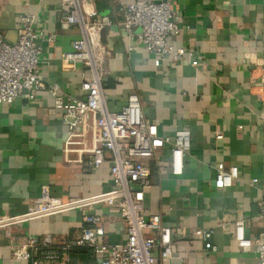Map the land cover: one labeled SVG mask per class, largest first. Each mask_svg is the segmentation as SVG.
I'll return each mask as SVG.
<instances>
[{"label":"crops","instance_id":"0c3cea01","mask_svg":"<svg viewBox=\"0 0 264 264\" xmlns=\"http://www.w3.org/2000/svg\"><path fill=\"white\" fill-rule=\"evenodd\" d=\"M132 1L91 0L110 21L101 34L110 51L104 63L106 108L117 110L134 92L144 119L155 123L160 134L171 139L175 131L189 134L179 175L170 172L166 145L148 162L150 186L143 207L172 230V252L158 264H255L254 252L238 249L228 230L234 220L243 219L246 237H264L258 217L264 187V106L256 96L257 80L249 82L251 61L264 59V0H173L180 31L166 40L193 50L195 67L167 54L154 66L153 56L141 46L127 51L134 40L120 29L117 8ZM63 12L58 0H0V32L6 41L16 39L19 17L27 13L36 14L33 29L43 34L36 40L43 59L42 88L32 101L18 96L0 105V217L23 213L43 189L66 201L101 193L111 184L108 163L89 169L74 150H62L68 130L52 108L49 85L57 84L71 97L83 94L80 65L67 68L60 60L79 35L77 26L59 21ZM215 132L221 138L215 139ZM233 165L238 178L215 188L216 169ZM251 178L257 179L255 184L248 183ZM90 211L103 216L107 242L124 241L115 207L95 205ZM82 225L76 209L2 228L0 264H26L11 252L27 237H70ZM194 228H212L214 252L193 237ZM71 259L86 264L82 253Z\"/></svg>","mask_w":264,"mask_h":264},{"label":"built area","instance_id":"2783aa9c","mask_svg":"<svg viewBox=\"0 0 264 264\" xmlns=\"http://www.w3.org/2000/svg\"><path fill=\"white\" fill-rule=\"evenodd\" d=\"M58 4L64 8L59 21L77 26L79 30L78 37L70 41L69 50L60 53V60L67 68L80 65L79 88L83 93L80 98H75L66 95L57 84L49 85L52 108L57 110L59 120L68 130L62 150H74L78 162L89 169L108 163L111 184L101 193L66 201L43 189L23 213L1 216L0 229L79 209L83 225L76 234L60 238L49 234L27 237L13 246L12 257L26 264H77L72 261L71 254L82 249L88 255L86 264H158L172 252V230L161 223L158 214H147L143 207V194L150 186L148 162L155 151L166 145L169 147L170 172L179 175L183 154L188 148V131H175L172 139L160 134L155 123L144 119L134 92L126 95L117 110L109 111L105 105L103 80L107 75L104 63L110 51L101 39L103 28L110 23L109 18L99 13L91 0H58ZM117 11L120 29L128 40H134L127 51L141 46L153 56L154 66L164 54L170 55L174 62L197 65L193 50L173 47L166 40L170 34L180 31L173 0H134L119 3ZM37 19L33 13L21 15L13 42L6 41L0 32V105L9 104L18 96L32 101L42 88L39 72L43 59L36 40L43 34L33 29ZM251 63L249 82L257 80L259 91L256 96L264 106V59ZM237 128L240 129V125ZM221 136V132L214 133L215 139ZM72 145L78 146L71 149ZM237 178L236 166L217 168L213 183L215 188H224ZM256 181L251 178L248 183L252 185ZM95 205L117 209L125 232L123 242L106 241L103 216L90 211ZM258 211V217L264 222V187L260 192ZM228 232L238 249L254 252L255 264H264V237H246L243 219L234 220ZM212 233V228H194L192 231L193 237L202 241L205 249L214 252Z\"/></svg>","mask_w":264,"mask_h":264},{"label":"trees","instance_id":"16d2710c","mask_svg":"<svg viewBox=\"0 0 264 264\" xmlns=\"http://www.w3.org/2000/svg\"><path fill=\"white\" fill-rule=\"evenodd\" d=\"M80 253H82V254L86 257V262H87V260H88L87 252L84 251V250H82V249H79V250H77L76 252L72 253V254H71V258L73 257L74 254H80Z\"/></svg>","mask_w":264,"mask_h":264}]
</instances>
